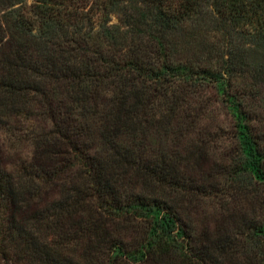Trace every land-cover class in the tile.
I'll return each mask as SVG.
<instances>
[{"label": "trees", "instance_id": "obj_1", "mask_svg": "<svg viewBox=\"0 0 264 264\" xmlns=\"http://www.w3.org/2000/svg\"><path fill=\"white\" fill-rule=\"evenodd\" d=\"M188 29L225 38L212 46L218 61L173 53L169 38ZM263 49L264 0H0V257L149 261L171 229L188 264H240L229 252L244 233L214 226L205 238L192 217L209 201L247 230L264 219V106L250 96L264 86ZM218 82L236 153L217 167L198 115ZM6 134L34 146L17 164L3 157ZM195 141L196 167L182 165ZM83 241L81 260L69 259Z\"/></svg>", "mask_w": 264, "mask_h": 264}, {"label": "rangeland", "instance_id": "obj_2", "mask_svg": "<svg viewBox=\"0 0 264 264\" xmlns=\"http://www.w3.org/2000/svg\"><path fill=\"white\" fill-rule=\"evenodd\" d=\"M117 15V13L111 15L110 24H116L118 22ZM176 35L178 37H175L176 39H173L171 37L169 38L170 48L173 50V53H175L180 58H189L191 56L194 57L195 55L197 59L200 60L210 59V61H218V51H215L212 46L220 47L225 42V38L220 33L200 31L197 29H188L187 31H183V33L178 32ZM241 41L244 42V39H241ZM244 45L245 48H249L248 45ZM260 52H262L261 55L257 56L263 58L264 49L260 50ZM246 53L248 55L245 59V65L246 63L248 65L249 62L252 63V60H254V56L250 55V51ZM253 66L254 65L249 63V68H252ZM249 68H247L246 66L244 67L245 73L248 72ZM262 69L264 71V68ZM262 79H264V72H261V76L256 77V79L254 80L259 82ZM245 82L251 86H254L252 84L253 78L248 77V74ZM223 86V82H218L215 85L216 89L214 88L212 93L207 92L204 95L202 104L201 106H199L202 113L198 115V122H200V126H209L208 129L204 130L206 133L205 141H207L209 149V156L207 157L206 162L209 160H213L217 167L218 164L223 163L221 161V158L229 159L233 155L232 153H236V145L232 142L233 139L231 137V121L233 118V108L229 105L226 99H223L219 96L220 94H222L221 90ZM250 96L254 98V100H256L253 105L258 104L264 106L262 98L264 96V86H257L254 90L252 89L250 92ZM30 116H33V114L31 113ZM3 133H6V131H4ZM29 135L30 133L28 134V137ZM39 136L40 134H38V137ZM23 137L26 138V136ZM4 139L5 152L3 157L5 161L10 165L15 164V162L16 164L19 163L20 157H24L26 153L32 151L31 148L33 145L30 140L27 141L22 137L21 139L17 138V140L14 139V137H8V134H6V137H4ZM178 140L180 139L176 138L175 142H177ZM201 146L202 144H197L196 141L190 143V145H185V148L187 147L186 149L189 151H187L186 155H184L180 159V163L182 165H191L192 163L193 167H196L193 161L195 158H197V154H194L193 152L196 150V147L199 148ZM174 149H176V146ZM206 162H203V164H206ZM249 189H251V187ZM218 210L220 211L218 205H213V203L207 201L205 206L197 209V213L192 217V219H196V222L198 224H196L197 226L203 225L204 229H202V232L205 233V238L210 235L212 230H214V226H217V228L221 231L220 233H224L226 229H229L232 232L235 231L234 233H244L246 236L245 242L243 243L241 241V243L234 246L233 250L229 252V254L233 255L236 260H239L240 264H264V219L261 220V224L257 225V228L247 230L243 227L238 226V222L240 220V217H238L239 215H226V211L221 212L222 215H220L218 214ZM256 214V217H258V215H260L259 211H257L255 215ZM250 216H252V214ZM135 225L136 226L134 232H129L134 234V237L132 238H138V234L145 230L144 224L141 220L135 222ZM241 234L238 233V240L242 239ZM87 235L94 239L91 245H98V241L94 233L88 232ZM150 239L151 238L148 236L147 242ZM163 239L167 241V243H165L164 241H160L157 248L158 254H154V256H152L149 261H147L139 251L131 252L132 254L128 257V262L125 264H188L187 257H189L188 253L190 250H188V247L185 245V238L183 237V234L179 230L167 229L165 231V237H163ZM85 242L83 241L77 247H66V249L64 250L65 255H67L71 260H75L77 258L80 261L81 258L78 254L79 252H83L86 250L87 245ZM57 251L58 250L55 249L54 253ZM190 253L192 252L190 251ZM167 255H169L170 257H167ZM191 261L192 264L200 263L198 259H195V257ZM220 263L225 264V261L221 259ZM0 264H24V262L23 260H17L15 258L9 259L7 258V256H2L0 257ZM30 264L39 263L34 261L30 262Z\"/></svg>", "mask_w": 264, "mask_h": 264}]
</instances>
